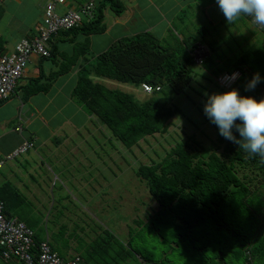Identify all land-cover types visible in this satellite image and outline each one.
Segmentation results:
<instances>
[{
	"label": "trees",
	"instance_id": "trees-1",
	"mask_svg": "<svg viewBox=\"0 0 264 264\" xmlns=\"http://www.w3.org/2000/svg\"><path fill=\"white\" fill-rule=\"evenodd\" d=\"M107 7L116 15L124 10L120 0H103L88 23L58 33L64 41L74 43V53L68 58L61 55L66 63L53 74L45 76L41 72L38 77L29 79L21 88L25 99L47 92L51 83L68 72L78 57L87 55L88 39L77 44L74 38H67L77 34L87 37L102 34L105 30L103 10ZM206 36L207 32L199 29L181 40L175 38L171 44L149 31L121 37L98 53L92 63L81 68L71 97L127 149L146 136L166 133L170 126L168 121L179 113L178 108L168 104L174 95L190 87L196 74L192 49L196 43H208ZM49 50V57L41 59L56 56L52 44ZM250 55L252 63L255 62L252 52L225 66L212 68L205 59L200 66L216 78L239 71L229 90L235 88L241 95L261 99L264 98V82L248 89L251 79L240 69L242 65H249ZM252 63L251 78L261 71L260 66ZM103 81L135 87L148 84L159 86L160 90L146 94L148 98L139 102L131 93L109 88ZM19 87H15L14 92ZM234 134L238 137V133ZM135 176L145 182L156 208L144 218L133 220L134 227L129 228L125 244L104 229L102 235L88 244L87 250L77 254L83 264H189L188 260L176 262L168 257L171 253L184 252L190 264H264V157L244 151L219 132L211 139L209 147L189 135L162 159L140 164ZM0 201L4 203L5 213L12 216L7 213L2 198ZM146 239L148 242L152 239L154 247H158L156 253L140 246ZM43 241L45 239L36 240L33 230L34 254ZM49 246L65 258L50 243ZM17 261L14 257L5 259L0 246V262Z\"/></svg>",
	"mask_w": 264,
	"mask_h": 264
},
{
	"label": "crops",
	"instance_id": "crops-1",
	"mask_svg": "<svg viewBox=\"0 0 264 264\" xmlns=\"http://www.w3.org/2000/svg\"><path fill=\"white\" fill-rule=\"evenodd\" d=\"M84 1L66 0L64 5L56 6V12L61 14L67 9L77 10ZM46 2L47 0L0 1V54L11 53L21 39L36 35V27L42 19ZM120 2L124 6L120 15L114 14L108 7L103 10L105 30L98 35L109 38L107 47L121 37L145 31L171 44L175 38L181 40L199 29L207 34L209 30L219 33L218 27L226 21L216 0H120ZM153 12L157 16L154 23ZM202 20L206 21L207 25L202 24ZM228 24L232 32L230 28H228L230 33L228 30L226 32L231 35L226 37V34H223L220 42L208 40V43H204L210 46L209 56L215 53L218 66H225V63H235L245 54L253 52L255 62L252 63L250 55L247 60L249 65H242L240 69L251 79V63L260 66V76L264 82V32L256 30L245 14ZM187 27L193 28L192 31L183 34L182 30L185 31ZM235 35L239 39L242 38V43L248 46L246 50L241 51L236 58L230 55L219 56L222 49L227 47L230 50L231 46L225 45V41L229 43L231 36V42L235 43ZM95 36L77 34L68 37L69 40L74 38L77 44H82L88 39L87 55L78 57L68 72L51 83L47 92L37 93L25 99L21 88L29 79L38 77L41 72L45 76L53 74L66 63L61 55L68 58L74 53L73 42L64 41L65 38L61 34L53 36L51 44L55 48L56 56L50 59L31 56L22 78L16 85L20 87L0 105V159L17 149L25 140L34 144V147L24 154L1 165L0 198L6 203L8 214L17 217L35 231L36 240H48L65 258L87 250L88 244L98 235H102L105 229L96 232L91 230L93 228L90 221H84V218L80 219L77 215L82 214L84 210L80 212L71 204L79 200L71 196V188L73 192H77V186H82L80 182L84 178L80 175H70L69 169L72 171L78 169L70 163L67 156H71L76 149L64 147L68 137L80 138L84 135L91 120L94 119V116L86 114L74 102L71 93L81 68L88 62L92 63L94 57L107 48L100 47L99 43L95 45ZM210 75L209 72V77L213 76L216 79L214 75ZM216 84L220 87L218 83ZM258 90L263 91L261 87H258ZM76 181L78 185H75ZM78 245L81 250H77ZM18 263L17 261L12 264Z\"/></svg>",
	"mask_w": 264,
	"mask_h": 264
},
{
	"label": "rangeland",
	"instance_id": "rangeland-1",
	"mask_svg": "<svg viewBox=\"0 0 264 264\" xmlns=\"http://www.w3.org/2000/svg\"><path fill=\"white\" fill-rule=\"evenodd\" d=\"M153 14L155 18L152 23L157 20L156 14L154 12ZM150 19L149 17L148 20ZM201 22L207 25L206 21L202 20ZM228 25L227 21H223V25L218 27L219 33L209 30L206 38L210 41L214 39L215 42H220V37H223V34H226V37L231 35L229 30L232 32V29ZM228 28L230 29L228 30ZM192 29L187 27L182 32L185 34V32L192 31ZM227 30L229 33L226 32ZM113 34H115V31ZM95 37V45L99 43L100 47H107L109 43L107 36L96 35ZM225 45L231 46L230 50L224 47L225 49L219 51V56L230 55L236 58L241 54V51L246 50L248 47L242 43V38L239 39L236 35L235 43L231 42L230 36L229 43L225 41ZM217 60L215 53H211L208 59L205 58V61H208L212 68L217 64ZM220 62L222 63V61ZM195 72L190 87L185 89L182 94L174 95L172 101L168 104V106L178 108L179 113L168 121L170 126L166 133L146 136L139 140L137 145L127 149L112 137L107 127L101 125L94 117L84 135L80 138L68 137L65 140L64 147L76 149L72 154L73 156H67V158L78 170L72 171V169H69V173L84 178L80 182L84 187L77 186V192H73L71 188V196L79 199L77 202H71V204L80 212L84 210L82 214L77 213V215L80 219L84 218V221H90V226L93 228L91 230L96 232L105 228L115 235L121 243L125 244L128 240L129 228L134 227L133 220L138 217L144 218L156 208V203L150 196L145 182L135 176L137 167L140 164H149L152 160L162 159L166 152L185 139L186 136H194L205 147H209L211 139H215L219 132L218 128L210 123L203 112V107L208 95L225 92L229 89L219 87L216 84L218 83L217 78L214 79L212 74L210 75L212 77H209V71L205 72L203 67L195 66ZM103 82L109 88L131 93L139 102H143L148 98L141 87L110 81ZM4 157L2 156L1 159ZM69 184L72 186L71 183ZM75 185H78L77 181ZM84 191L86 192L84 193ZM239 220V218L235 219L238 222ZM92 237H94V234H92ZM147 242L148 239H146L145 244H139L146 247L148 252L156 253L158 247H154L152 239L148 244ZM81 249L78 245L77 250ZM168 257L176 262L182 261L185 263L188 260L190 264L186 252L184 254L171 253ZM0 264L3 263L0 262Z\"/></svg>",
	"mask_w": 264,
	"mask_h": 264
},
{
	"label": "built area",
	"instance_id": "built-area-1",
	"mask_svg": "<svg viewBox=\"0 0 264 264\" xmlns=\"http://www.w3.org/2000/svg\"><path fill=\"white\" fill-rule=\"evenodd\" d=\"M102 1L85 0L77 10L67 9L60 14L56 12V6L64 5L66 0H47L42 19L36 27V35L21 39L11 53L0 54V103L6 101L14 92L30 57H49L50 41L53 36L60 31L80 26L84 22L88 23L93 19L98 3ZM246 16L256 30L264 32V25H257L251 16ZM208 52L205 44L194 45L192 56L196 66L203 63ZM233 73L238 74L234 79L231 78ZM233 73L217 77L218 84L224 89H229L240 75L239 71ZM141 88L145 94L160 90L159 86L153 87L148 84H142ZM33 147V142L25 140L17 149L0 160V167L4 161L13 160ZM0 246L3 248L5 259L14 257L23 264H83L79 255L61 258L51 250L47 240L39 244L38 252L34 254L33 230L16 217L8 216L2 201H0Z\"/></svg>",
	"mask_w": 264,
	"mask_h": 264
},
{
	"label": "clouds",
	"instance_id": "clouds-1",
	"mask_svg": "<svg viewBox=\"0 0 264 264\" xmlns=\"http://www.w3.org/2000/svg\"><path fill=\"white\" fill-rule=\"evenodd\" d=\"M216 4L228 23L245 14L251 16L255 24L264 25V0H216ZM237 75L233 73L231 78ZM261 81L260 74L255 73L247 88L254 89ZM203 112L221 136L248 153L264 157V98L241 95L238 89L233 88L208 95Z\"/></svg>",
	"mask_w": 264,
	"mask_h": 264
}]
</instances>
